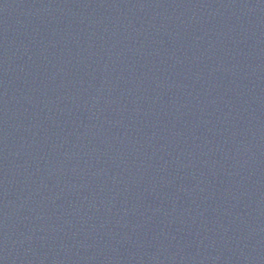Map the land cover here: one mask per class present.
Instances as JSON below:
<instances>
[{"label":"water","instance_id":"water-1","mask_svg":"<svg viewBox=\"0 0 264 264\" xmlns=\"http://www.w3.org/2000/svg\"><path fill=\"white\" fill-rule=\"evenodd\" d=\"M0 264H264V0H0Z\"/></svg>","mask_w":264,"mask_h":264}]
</instances>
